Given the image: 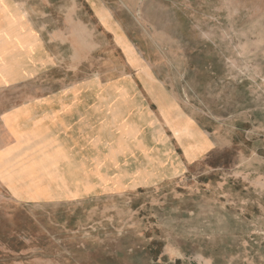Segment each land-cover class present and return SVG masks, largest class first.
I'll return each instance as SVG.
<instances>
[{
  "label": "rangeland",
  "instance_id": "rangeland-1",
  "mask_svg": "<svg viewBox=\"0 0 264 264\" xmlns=\"http://www.w3.org/2000/svg\"><path fill=\"white\" fill-rule=\"evenodd\" d=\"M0 83L96 111L94 149L11 167L0 264H264V0H0Z\"/></svg>",
  "mask_w": 264,
  "mask_h": 264
},
{
  "label": "crops",
  "instance_id": "crops-1",
  "mask_svg": "<svg viewBox=\"0 0 264 264\" xmlns=\"http://www.w3.org/2000/svg\"><path fill=\"white\" fill-rule=\"evenodd\" d=\"M103 20L105 21L104 17L100 15V21L104 22ZM24 33H31L29 35L33 39L31 41L37 42L32 52L38 53L40 59H33L32 63H26V65H23V68H33L41 71L46 70L48 57L45 45L40 38V33L36 31L33 24H30L27 29H24ZM24 79H27V77ZM12 83L14 82L10 81L8 85ZM0 84L7 85V83ZM158 90L160 95H153V97L155 99L158 117L165 120L160 109V103L163 102L167 106L174 107L172 109V116L176 114V106L169 99V95L164 93L160 88ZM80 97L81 95L71 92L52 94L48 98L43 96L33 102L26 101L21 106L7 108L0 112L1 188L9 192L10 183L14 181V175L12 176L13 169L11 167L15 165H30V162H22V160L29 159L31 156L29 152L35 150L36 146L38 147L46 141L48 143L43 145L47 147L46 151L49 152L50 143L52 142V140H49L51 135H55L56 144L54 149L60 151L62 158L70 156L71 149H74V146L79 141L78 135H80V131H83L82 133L86 135L85 143L88 144V150L89 148L90 150L94 149V139L92 140L88 135H91L95 128L96 111L94 110V106L89 105V102L85 107L80 105ZM120 112L114 111L112 119H115ZM103 122L104 126H106L105 128L110 130L115 125L116 120L112 122L104 120ZM122 126L119 125L118 128ZM130 128L133 132H137L138 130L136 123L134 125L130 124ZM118 130L120 131V129ZM70 145L72 148H70ZM210 149L211 147H208L201 153L195 155V157L190 158L196 160L201 154ZM63 164L75 165L74 162L70 163L69 161L63 162Z\"/></svg>",
  "mask_w": 264,
  "mask_h": 264
}]
</instances>
